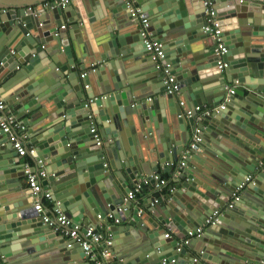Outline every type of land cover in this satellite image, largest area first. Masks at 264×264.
<instances>
[{"label":"water","instance_id":"obj_1","mask_svg":"<svg viewBox=\"0 0 264 264\" xmlns=\"http://www.w3.org/2000/svg\"><path fill=\"white\" fill-rule=\"evenodd\" d=\"M94 1H102L115 14V22L124 13L133 21L108 28L100 41L93 38L86 8V13L81 9L80 14L74 13L71 28L61 27L63 13L68 15L74 7L72 2L68 10L51 2L36 15L32 6L25 7L31 1L14 12L0 11V72L15 76L8 59L16 49L21 56L14 55L16 68L22 64L20 75L29 77L13 94L8 93L6 101L15 114L40 106L37 115L43 117L32 128L30 143L35 157L52 164L45 181L51 182L59 208L86 225L97 214L104 223L108 212L122 219L131 215L129 225L134 229L129 234L134 238L118 251L119 256L125 255L118 264H264V167L259 166L264 161V0H212L227 46L222 58L231 60L222 71L212 70L218 56L212 37L203 31L206 12L201 0H136L148 17L145 30L163 43L164 60L180 82L183 105L177 94H162L163 84H150L162 76L144 49L139 20L129 14L124 2ZM42 24L48 25L40 34ZM39 62L42 66L36 67ZM87 64L96 68L87 73ZM125 65L145 66L150 82L131 79ZM79 70L85 75L81 77ZM227 87L233 92L228 93ZM223 99L224 107L213 109ZM188 100L201 105L202 111L211 110L186 117L182 108H188ZM93 122L102 126L100 137L108 145L96 144L90 131ZM195 127L200 128L201 139L191 142ZM11 149L0 130V240L15 237L23 243L33 237L52 238L39 213L28 203H18L12 190L17 167L4 161L16 155ZM185 149L187 156L174 179L178 188L156 202L151 197V206L142 213L131 208V200H123L130 190L128 180L155 171L157 162L177 163ZM248 174L252 180L244 189L254 197L248 201L249 195L241 196L227 207L235 185ZM119 206L126 210L120 212ZM219 206L224 211L213 215ZM149 212L152 215L147 216ZM212 216L205 234L195 236L200 249L192 248L190 241L182 246L172 236H163L169 227L183 237ZM110 229L115 234L117 227ZM165 243H171V250H163ZM49 247L47 243L27 247L22 256L0 252V264H41L36 257ZM56 250L62 261L75 253L83 255L77 244Z\"/></svg>","mask_w":264,"mask_h":264},{"label":"built area","instance_id":"obj_2","mask_svg":"<svg viewBox=\"0 0 264 264\" xmlns=\"http://www.w3.org/2000/svg\"><path fill=\"white\" fill-rule=\"evenodd\" d=\"M79 3L80 0H54L52 3L57 6H65L70 2ZM125 4V7L128 9L129 14L139 20L140 23V33L143 37L144 49L151 55L155 60V68L161 73V82L164 86V92L166 94H178L180 92V82H178L176 76L171 71V64L164 60V47L163 43L159 40L154 39L149 32L145 29L148 26V17L146 13L142 10L141 6L136 3V0H122ZM202 6L206 12V20L203 26V31L208 32L214 41V53L218 56L217 63L215 68L219 71L224 70L228 67L229 62L226 59L222 58V55L227 51V46L224 42L222 36V29L219 24V21L216 17L215 9L213 8L212 0H201ZM5 10L3 9L2 12ZM65 27V25H61ZM13 52V50H12ZM85 72L81 73L80 76H84ZM87 87V85H85ZM228 93H232L233 90L227 87ZM226 99V98H225ZM225 99L220 103L217 108H223ZM180 105L185 104L184 100L179 101ZM211 109L204 108L202 111L201 105H193L190 108H186L184 113L186 117H191L194 111L197 112H206L208 113ZM201 115H198V119ZM0 129L6 134L9 138L12 147L16 153L20 156H28V160L23 164L22 171L25 176L27 183V188L30 193L32 200V210L39 213L41 216V221L43 224L47 225L53 232L58 233L67 237V247L71 248L73 245L77 244L81 247L83 254L88 260V264H113L111 262L112 256V234L109 230L105 233H100L96 230L94 225H86L82 222L75 221L70 218L64 211L59 208V201H57L52 192L49 189L44 188L43 181L47 177V172L44 168V162L42 158L35 157V147L30 143L29 134L27 127L19 120L13 113L6 109V105L3 101H0ZM90 131L93 133L96 144L100 145L102 143L101 137L98 133L97 126L95 122L92 123ZM200 128L195 127L191 137V142H198L201 137ZM188 149L182 153L181 158L177 163L170 162V164L176 169H178L184 164V160L187 156ZM259 166L264 167V161H260ZM154 181V184L150 185V189L153 191L161 190L165 184L168 182L166 179L161 177L159 174H153L148 177H143L137 181L132 189H130L125 197L124 201L132 200L136 197L143 187V185L148 184L149 180ZM252 180V175L248 174L235 185L234 190L231 193L227 207H232L235 202L239 201L241 197V191L247 185L248 182ZM46 199L51 202L52 207H48L43 203V200ZM157 199L154 198V202ZM123 206H119L118 210L120 212L124 211ZM51 213V214H49ZM218 212L215 210L213 215H217ZM97 217L100 219V214H97ZM106 217L112 218V212H108ZM213 216L207 218L204 222L207 226L213 222ZM114 221L119 222V218L115 217ZM169 228V227H168ZM170 229V228H169ZM172 230V229H170ZM204 230V224L198 226L194 229H188L186 234L182 237L181 242H178L182 246L186 245L190 238L200 235ZM165 237H169L170 233L166 232ZM177 251L180 248L176 249ZM264 261V254L262 256ZM173 261V260H172ZM4 264V263H3Z\"/></svg>","mask_w":264,"mask_h":264},{"label":"crops","instance_id":"obj_3","mask_svg":"<svg viewBox=\"0 0 264 264\" xmlns=\"http://www.w3.org/2000/svg\"><path fill=\"white\" fill-rule=\"evenodd\" d=\"M28 1H31L32 3L30 5H26L25 7L27 9H30V6H32L31 8L33 9V13L36 15V13H38V10L41 7L53 2L54 0H43L40 2L41 4L40 3H34L38 0H0V11L2 12L3 9L5 10L4 12H6V11L14 12V10H18V9L20 10V7L24 6L23 4L28 2ZM149 1H153V0H149ZM90 2H91V0H80L79 3L72 1V4L74 6L73 9H71L67 12L68 15H65V13H63L62 23H63V25H65L66 30L71 28V26L74 25L75 21L74 20L71 21L70 19L76 18L74 13H79L80 9H81V12L84 11L85 13L88 10L87 15H88V18L91 19L90 20L91 28L93 27V30H92L93 38L96 37L100 41L103 40L105 33L106 32L108 33V28L113 29L117 25H119L120 27H122V25L127 26L128 23L133 21L131 19H128L124 13L122 15L118 14L117 17H118L120 22H115L116 21L114 18L115 14L110 9H108L107 6L103 5L102 1H101V4H98V2L94 1V0H93L92 4ZM136 3L139 4L137 1H136ZM65 7L67 8V10L69 9L68 5H65ZM122 7H124V6H122ZM85 8L87 9L86 11H85ZM46 16L49 17V19L53 20L52 16L48 15V13L46 14ZM122 20H124V21L122 22ZM44 21H46V19L42 16V23ZM47 25L42 24V26H38V30H39L40 34L42 33V31L45 30V27ZM138 25H140L139 22H138ZM44 45L46 47L48 46L47 43H45ZM17 52L18 51L16 49H13V52L11 50L9 52L11 54V57L8 59L9 60L8 61L9 67H11L12 72L15 74V76L14 75L13 76H6L4 74V72H0V101H3V103L6 105V109L8 111H10L11 113H13L27 127V131L29 134V140H30V134H31L32 128L36 127V125L40 122L41 116L43 117V115H41V114L37 115V111H38V108L40 106L36 107L34 105V108L32 110H24L23 112H21L19 114L18 113L15 114V109L11 110L10 105L6 101L7 97L9 98V96H7L8 93L13 94V92H15V90L18 89V87H20L23 83H25L29 78L28 73H26L25 75H20V74L24 73V71L22 69V64L19 63L18 64L19 67L16 68L17 60L15 58L16 56H14V55L17 54L18 57H21L20 55H18ZM227 58L228 57L226 56L225 59H227ZM109 59L110 58L107 59V62H106L107 64H110ZM146 60H149L151 62L149 57H147ZM63 61L65 62V57H64L63 53H61V55L59 57V62L63 63ZM227 61L229 62V65H228V67H229L231 64V60L228 59ZM41 63L42 62L37 63L36 67H39L40 65L42 66ZM102 63L104 64V62H102ZM97 65H99V64L97 63ZM127 66L128 65H125V67H127ZM215 66L212 67L213 71L216 69ZM149 67H152L154 69L153 63L150 64ZM94 68H96V65L87 64L85 72H87V73L92 72V70ZM127 70H128V74L130 75L131 79L136 80V79L141 78V80L144 79V80H146V82H150L149 81V79H150L149 75L151 73L146 72L145 66L131 65V66L127 67ZM83 72L84 71L79 70L80 74ZM154 72L155 73L157 72L156 69H154ZM6 78H8V79L5 81ZM160 83L162 84V82L159 80H157V82H155V83L150 82V84L153 85V87H156V86L160 87L161 86ZM163 93H165V92L162 91V94ZM180 95H181L180 93L177 94L178 101H180L179 100ZM153 96L154 95H151L150 98ZM223 100L221 101V103L223 102ZM188 103H189L188 108L193 106V103L190 100H188ZM184 110L185 109L182 108V113L185 112ZM96 126H97L98 133L100 135V131H103V128L97 122H96ZM191 133L193 134V132H191ZM108 139L112 141L111 138H108ZM101 140H102V143L105 142V139L102 137H101ZM105 144L108 145V141L105 142ZM159 148L162 151L161 145H159ZM209 150L212 152L211 149H209ZM11 151L16 152L13 147H12ZM169 152H170V150H169ZM181 155L179 156V159L181 158ZM28 159H29L28 156H20L16 153V155L14 157L10 158V160L7 159L4 161L5 162L11 161L17 167L15 172H13V176H15V177L12 179L13 182L11 184L14 186L12 190L15 191V196L17 198H19L18 203L19 202L28 203L29 206H31V208H32V200L30 197L29 190L27 188L25 176L22 172V166ZM43 162H44V168H45L47 175H48L52 169V164L49 165L45 160H43ZM153 164H155V161L153 162ZM174 164H175V162H174ZM156 166H157V169L155 171L149 172V174H143V175L137 176L136 177L137 181H139L143 177H148V176L153 175V174H159L161 177L166 179L168 182L165 184V186L161 190H157V191H153L150 189L151 180H149L148 184L143 185L141 191L139 193H137V195L134 199L131 200L134 203L131 206V208H138V211L141 213L147 210L146 206H148V205L151 206V204H152V202L150 201L151 197L156 198V199L163 197L164 195L168 194L170 191H173L179 187V184L174 182L175 176L178 173V171L176 172L174 165L172 166L170 164V161H167L164 164L157 162ZM149 169L150 168H147V170H149ZM45 180L46 179H44V181H43L44 188L51 190V188L53 187L51 182L46 183ZM137 181L128 180V183H129L128 185H129L130 189H132L134 187V185ZM170 185L172 186V188H170ZM253 194L254 193H248L247 188H245L241 191V196L249 195L248 201H251L252 198H250V197H254ZM43 203L48 207H50V206L52 207L51 202L46 200V199L43 200ZM71 205H73V204H71ZM125 210H126V208L124 209V211ZM124 211H122V212H124ZM222 211H224V207L221 208L219 206L217 209L218 214L221 213ZM49 214H51V213H49ZM150 215H152L151 212H149L147 216H150ZM114 218L115 217L113 216L112 218L108 219L107 223H104L102 219L99 220L97 216H94V219L89 223V225L101 227L103 229L104 233L107 230H109L111 232L110 228L112 226L117 227L115 234H114V232H111V234H112V247H111L112 256H111L110 260L113 264H118V263H120L119 261H124V260H121V257L125 256V255L119 256L118 251L125 250V248L129 244H131V242L134 238L133 237L134 235L131 236V234H129V233H130L131 229L132 230L134 229V227L132 225H129V222L133 220V217L131 215H129L125 219L118 217L119 222H117V223L114 221ZM202 224H204V230L199 236H202L203 234H205V227H206L205 222H203ZM199 226H202V225H199ZM126 228L128 230H126ZM191 229H194V228H191ZM166 232L170 233V236H172L176 241L181 242V240H182V233L181 232L178 231L179 233L176 234V233H173V231L170 230L169 228H165L164 234ZM47 234L53 235V237L52 238L33 237L30 240L23 242V243L20 242V239H16L15 237H10L7 239H1L0 240V252L8 251L9 254L11 255V257L17 256L18 254L20 256H22V254L26 252L25 248H27V247L35 248L36 246H43L45 243H47L50 245L49 249L42 250L38 254V256L36 257L38 259L39 263H41V264H88V260L85 257V255L84 254L80 255L79 253L73 254L75 256L74 258H69L68 260H65V261L59 260L58 253H57L58 251L56 249L58 246L59 247L63 246L64 248H67V249L69 248L66 245L67 237L63 236V235H59V234L54 235L56 233H54L52 231V229H50L49 232H47ZM164 234H163V236H164ZM170 236L169 237L164 236V238L169 239ZM195 238H196L195 236L190 238V246L194 249H200V241L196 240ZM60 241H62V242H60ZM191 241H194L195 243H192V245H191ZM171 246H172L171 243H165L163 245V250L169 251V250H171ZM187 251L191 252L192 249L188 247ZM194 255H196L195 252H194ZM2 257H3L2 254H0V258H2Z\"/></svg>","mask_w":264,"mask_h":264}]
</instances>
